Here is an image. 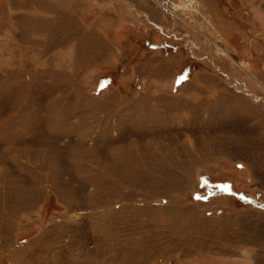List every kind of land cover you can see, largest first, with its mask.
I'll list each match as a JSON object with an SVG mask.
<instances>
[{
    "label": "rangeland",
    "instance_id": "obj_1",
    "mask_svg": "<svg viewBox=\"0 0 264 264\" xmlns=\"http://www.w3.org/2000/svg\"><path fill=\"white\" fill-rule=\"evenodd\" d=\"M182 1L0 0V264H264V0Z\"/></svg>",
    "mask_w": 264,
    "mask_h": 264
},
{
    "label": "bare ground",
    "instance_id": "obj_2",
    "mask_svg": "<svg viewBox=\"0 0 264 264\" xmlns=\"http://www.w3.org/2000/svg\"><path fill=\"white\" fill-rule=\"evenodd\" d=\"M199 6H200V3L198 2V0H183L182 5H176V4L174 5V9H175L174 11L181 9L182 7L193 10L194 8L196 9ZM240 65L243 68L247 69L243 63H241Z\"/></svg>",
    "mask_w": 264,
    "mask_h": 264
}]
</instances>
